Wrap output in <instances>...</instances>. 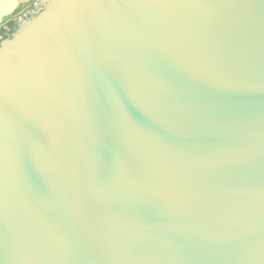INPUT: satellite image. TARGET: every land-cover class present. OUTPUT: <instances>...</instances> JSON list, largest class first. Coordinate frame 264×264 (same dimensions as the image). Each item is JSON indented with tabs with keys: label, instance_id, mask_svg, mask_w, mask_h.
<instances>
[{
	"label": "water",
	"instance_id": "water-1",
	"mask_svg": "<svg viewBox=\"0 0 264 264\" xmlns=\"http://www.w3.org/2000/svg\"><path fill=\"white\" fill-rule=\"evenodd\" d=\"M0 99V264H264V0H38Z\"/></svg>",
	"mask_w": 264,
	"mask_h": 264
},
{
	"label": "crops",
	"instance_id": "crops-1",
	"mask_svg": "<svg viewBox=\"0 0 264 264\" xmlns=\"http://www.w3.org/2000/svg\"><path fill=\"white\" fill-rule=\"evenodd\" d=\"M38 0H0V30L9 25L20 13L33 7ZM10 17L8 20L7 18Z\"/></svg>",
	"mask_w": 264,
	"mask_h": 264
},
{
	"label": "snow or ice",
	"instance_id": "snow-or-ice-1",
	"mask_svg": "<svg viewBox=\"0 0 264 264\" xmlns=\"http://www.w3.org/2000/svg\"><path fill=\"white\" fill-rule=\"evenodd\" d=\"M5 108H6V106H5L4 102H3V100L0 99V116L3 115V113L5 111Z\"/></svg>",
	"mask_w": 264,
	"mask_h": 264
}]
</instances>
